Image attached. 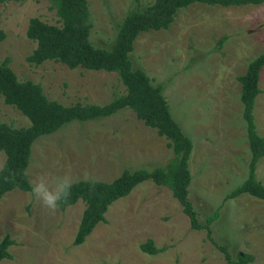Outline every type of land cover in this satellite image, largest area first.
<instances>
[{
  "label": "rangeland",
  "instance_id": "rangeland-1",
  "mask_svg": "<svg viewBox=\"0 0 264 264\" xmlns=\"http://www.w3.org/2000/svg\"><path fill=\"white\" fill-rule=\"evenodd\" d=\"M86 2L89 41L108 49L116 22L135 4ZM152 2L139 0V6ZM30 17L59 24L48 0L0 2V60L8 58L19 80L39 84L46 98L64 105H101L123 92L115 72L68 68L53 60L27 62L35 47L25 35ZM263 50L264 1L228 6L193 2L179 8L166 29L139 32L129 53L132 68H142L152 84H161L171 118L191 140L187 200L200 224L216 210L209 235L204 228H191L170 190L150 179L111 202L105 222L95 224L80 244L72 240L84 208L81 200L53 213L30 191L12 189L0 197V239L7 235L13 242L8 247L11 258L0 264H228L218 246H225L232 259L245 253L252 256L246 264H264V202L246 193L223 200L247 176L250 158L236 77ZM257 86L261 92L252 114L256 132L264 136V65ZM0 122L29 125L1 95ZM166 141L125 107L35 138L26 173L29 182L64 175L78 180L85 173L110 181L123 169L162 167L172 156ZM254 177L264 185V155ZM147 239L164 250L153 255L141 251L139 245Z\"/></svg>",
  "mask_w": 264,
  "mask_h": 264
},
{
  "label": "trees",
  "instance_id": "trees-1",
  "mask_svg": "<svg viewBox=\"0 0 264 264\" xmlns=\"http://www.w3.org/2000/svg\"><path fill=\"white\" fill-rule=\"evenodd\" d=\"M48 1L54 8L59 24H50L38 17L28 19L25 35L35 41V47L25 57L26 61L38 65L44 60H53L68 68L82 67L87 70L115 72L124 90L101 105L80 101L64 105L46 98L39 84L28 79L19 80L9 67L7 57L0 60L2 100L16 108L29 121L26 127H14L9 123L0 122V150L4 154L3 162L7 163L8 169L17 173L14 182L5 183L0 178V197L12 189L30 191L26 167L30 146L35 138L53 133L70 122L105 117L126 107L144 125L153 128L157 135L167 140L166 146L170 148L172 156L162 167L151 170L123 169L110 181L96 180L94 189L83 182V179H78L68 200L58 207L59 210H64L77 200L84 203L72 243L83 242L95 224L105 222L104 212L107 206L127 195L136 184L146 179L166 186L188 216L190 227L204 228L209 235L208 225L216 217V210L205 218L204 224H200L187 200V186L190 180L187 160L192 148L191 140L171 118L161 94V84H152L142 68H132L129 53L139 32L166 29L173 21L176 11L190 3L228 6L258 4L264 0H153L144 7L139 6V0H133L135 7L127 10L120 21L116 22L115 36L108 49L95 47L89 41L91 19L86 0ZM3 38L4 32L0 29V41ZM224 38L225 36L219 38L218 45ZM263 65L264 50L248 61L245 71L236 77L240 84L241 117L244 121L250 158L247 176L226 193L223 200L246 193L264 202V185L254 177L256 163L264 155V136L256 132L252 114L255 97L261 92L257 81ZM12 243L7 235L0 239V260L11 258L8 247ZM218 247L224 253L228 264H246L252 259L251 255L245 253H235V258L232 259L225 246ZM139 248L152 255L164 250V247L153 245L150 239L141 243Z\"/></svg>",
  "mask_w": 264,
  "mask_h": 264
},
{
  "label": "clouds",
  "instance_id": "clouds-1",
  "mask_svg": "<svg viewBox=\"0 0 264 264\" xmlns=\"http://www.w3.org/2000/svg\"><path fill=\"white\" fill-rule=\"evenodd\" d=\"M17 173L8 169L6 162H0V178L5 183L14 182ZM70 175L52 176L45 178L37 177L30 181V194L36 198L50 212H55L61 203L68 200L74 183H77ZM83 182L94 189L97 183L95 177L88 173L84 174Z\"/></svg>",
  "mask_w": 264,
  "mask_h": 264
}]
</instances>
